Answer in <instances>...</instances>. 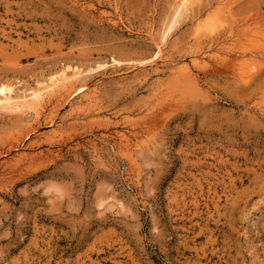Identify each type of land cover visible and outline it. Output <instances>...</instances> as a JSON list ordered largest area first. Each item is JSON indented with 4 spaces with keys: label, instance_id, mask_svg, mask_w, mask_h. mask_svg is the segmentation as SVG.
<instances>
[{
    "label": "rangeland",
    "instance_id": "1",
    "mask_svg": "<svg viewBox=\"0 0 264 264\" xmlns=\"http://www.w3.org/2000/svg\"><path fill=\"white\" fill-rule=\"evenodd\" d=\"M180 2L0 0V83L96 102L0 107V264H264V0Z\"/></svg>",
    "mask_w": 264,
    "mask_h": 264
},
{
    "label": "bare ground",
    "instance_id": "2",
    "mask_svg": "<svg viewBox=\"0 0 264 264\" xmlns=\"http://www.w3.org/2000/svg\"><path fill=\"white\" fill-rule=\"evenodd\" d=\"M192 1L193 0H181L179 5H181L182 9H185V8L188 9L189 5H190V3H192ZM176 13H177V9H176ZM181 13H182V10H178L176 18H173L174 19L173 24H175V22L178 21L179 16L182 15ZM170 23H171V21L169 22V25H170ZM171 28H172V26H171ZM161 39L162 40L157 42L159 50H158V52H156L155 56L161 55V53H162L161 51L164 50V48L162 47L161 44L164 43L165 38L163 39L161 37ZM165 42H166V40H165ZM114 62H115V58H114ZM117 62H119V61L117 60ZM195 63L197 64L198 60H195ZM180 69H181L182 73L188 74V73H190V71L193 68L191 65H184L181 68H179L178 70H180ZM84 71L85 70L81 69L80 67H75L71 71L64 70V73L62 74V76L60 78H52L50 81H47L46 83L42 84L41 87L38 86V88H35V89L31 88L32 91L29 89L31 91V93H28V94L23 93L24 95L16 93V91H14V89L12 87H8L4 83H0V107L5 108V109L6 108L19 109L20 107H23V106L29 107L31 109V112L34 113L35 118H37L36 121H39V120H41V117H42L46 107L48 106L47 104L52 102L54 97H57V96H60V97L63 96L64 97L65 96V100L69 101L71 95L73 96L74 92L79 89V91L84 93L85 98L89 100V102L91 103V107L93 108L96 105V102H94L93 98L88 93V89H89V86L87 85L88 83L87 84L83 83L82 86L78 87L77 89L75 86L77 81H79L82 78ZM81 83H79V84H81ZM54 116L55 115H52V117H50L51 119L49 118L50 120L47 121L48 124L50 123L53 126H55V124H56L55 123L56 122L55 121L56 116L55 117ZM33 125H34V123L33 124L31 123V125H29L30 127L28 128V131L26 133H23L16 138L10 139V144L13 145V148L19 149L21 147V145L24 143L25 139H31V138L33 139L32 133L39 131V130L37 131L38 128L32 127ZM51 133H52V136L59 135L60 134L59 128L58 127L52 128ZM123 136L125 137V134H123ZM35 137H37V136H35ZM125 138H127V137H125ZM24 145H27V144L25 143ZM22 151L23 152L20 153L19 159H24L26 154H28L26 152V148Z\"/></svg>",
    "mask_w": 264,
    "mask_h": 264
}]
</instances>
